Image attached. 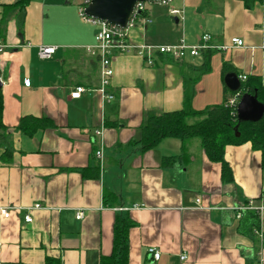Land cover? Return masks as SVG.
Segmentation results:
<instances>
[{"label":"crops","instance_id":"crops-1","mask_svg":"<svg viewBox=\"0 0 264 264\" xmlns=\"http://www.w3.org/2000/svg\"><path fill=\"white\" fill-rule=\"evenodd\" d=\"M18 1L0 0V207L18 208L8 218L0 212V264H99L112 252L118 220L131 222L128 264H264V240L246 227V216L258 214L264 230L261 151L250 142L228 145L233 180L224 181L222 164L209 159L198 138L169 137L149 150L136 141L149 117L183 108L190 81L198 110L225 101L228 72L264 83V0L146 6L128 30L133 44L195 45L209 32L226 48L211 53L207 72L205 54L177 61L154 52L149 65L137 50L116 53L110 102L96 91L100 58L88 46L98 27L80 15L84 0ZM236 37L242 46L233 45ZM44 45L56 46L50 58L39 55ZM79 86L85 91L71 97ZM24 117L47 124L24 131ZM174 156L181 158L163 165ZM250 199L263 209L238 218L237 207ZM36 203L42 208L30 211L27 223V208ZM150 247L161 252L158 260Z\"/></svg>","mask_w":264,"mask_h":264},{"label":"trees","instance_id":"trees-1","mask_svg":"<svg viewBox=\"0 0 264 264\" xmlns=\"http://www.w3.org/2000/svg\"><path fill=\"white\" fill-rule=\"evenodd\" d=\"M29 0H19L17 4L25 7ZM247 6L263 0H242ZM146 16V9L135 19V25ZM215 49H205L201 54L207 57L203 72L210 70V55ZM183 60V59H174ZM228 69H224V75ZM193 81L185 87L183 108L176 111L165 112L151 116L141 128V136L138 140L143 150L156 147L165 138H179L183 141L191 138H198L207 156L214 162L222 164V177L224 181L233 180L232 169L225 159V150L228 145H239L250 142L252 147L261 151L262 166L264 168V115L256 121H246L239 123L236 109L226 105L229 97L235 94L227 87V97L222 104L213 105L198 110L192 106ZM242 86L238 91L240 95L245 93L257 94V98L264 104V83L259 76H248L246 80H241ZM3 101L0 90V128H4L2 123ZM47 121L34 117H24L20 122V128L28 131V124L41 126ZM47 124V123H46ZM237 127V128H236ZM239 133V135H237ZM185 149V148H184ZM186 152V151H185ZM183 150V155H184ZM181 156L163 158L164 166L174 165ZM246 227L248 232L258 228L259 215L249 214L246 216ZM131 225L130 221L118 220L115 225L113 248L108 255H101L99 264H128L129 246L127 232ZM47 264H59L57 260H49Z\"/></svg>","mask_w":264,"mask_h":264},{"label":"built area","instance_id":"built-area-1","mask_svg":"<svg viewBox=\"0 0 264 264\" xmlns=\"http://www.w3.org/2000/svg\"><path fill=\"white\" fill-rule=\"evenodd\" d=\"M91 0H84L83 5L80 7V15L89 23L96 25L98 31L96 33V43L92 46H88V51L93 55H98L100 58V70H101V83L96 91L100 94L104 101L110 102L115 98L114 93L111 91V83L114 75L113 68V55L116 53H129L131 50H137L140 55L146 60L149 65L154 64L153 53L158 52L163 55L170 56L173 59H184L187 56L196 57L201 54L202 50L205 49H225L224 46H217L212 42V35L209 32H205L201 36V41L198 44L192 45L187 44L184 40H181L177 44L171 45H162V46H147L141 45L137 46L133 44L128 38V30L132 26H135V19L146 9V3H138L134 12V15L131 19V22L127 28H120L118 26L112 25L106 21L88 17L85 14V7L89 4ZM171 0H166L164 2L158 3H168ZM172 15H178L180 10L172 8L170 10ZM234 46H242L243 41L240 38L232 39ZM3 50V45L0 43V52ZM56 51V46L44 45L40 47L39 55L42 59L50 58ZM241 80H246L247 75L242 74L239 76ZM30 81H27L29 85ZM85 91V88L82 86L76 87L75 90L71 92V97L79 98L81 94ZM242 95L240 92H235L234 95L229 97L226 102L227 106L233 107L236 109L241 99ZM97 136L103 135V129L96 131ZM96 155L102 158V150H97ZM142 205L135 204L133 208H139ZM42 208L40 203H36L33 206H29L28 213L25 214V221L27 223L33 221L31 215L32 210H37ZM18 208L14 207H0V212L4 217H10L13 210ZM262 206L256 205L255 200L250 199L246 204L237 207V217L240 218L242 214L246 211H261ZM77 219L83 217V211L77 212ZM257 236L264 240V230L262 227H259L255 230ZM148 252L153 256V259L158 260L161 257V252L156 250L154 247L148 248ZM181 258L186 259L185 255H182Z\"/></svg>","mask_w":264,"mask_h":264},{"label":"water","instance_id":"water-1","mask_svg":"<svg viewBox=\"0 0 264 264\" xmlns=\"http://www.w3.org/2000/svg\"><path fill=\"white\" fill-rule=\"evenodd\" d=\"M164 1L166 0H91L85 7V14L88 17L106 21L120 28H127L138 3H158ZM224 81L228 89L232 92H237L241 89V79L236 72H228L224 77ZM1 88L2 81L0 72V90ZM263 115L264 104L258 100L257 94H243L237 106L239 123L246 121L256 122Z\"/></svg>","mask_w":264,"mask_h":264},{"label":"rangeland","instance_id":"rangeland-1","mask_svg":"<svg viewBox=\"0 0 264 264\" xmlns=\"http://www.w3.org/2000/svg\"><path fill=\"white\" fill-rule=\"evenodd\" d=\"M153 4H156L154 2H146V6L150 7L152 6ZM164 9L167 11V7H164Z\"/></svg>","mask_w":264,"mask_h":264}]
</instances>
